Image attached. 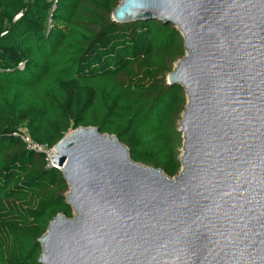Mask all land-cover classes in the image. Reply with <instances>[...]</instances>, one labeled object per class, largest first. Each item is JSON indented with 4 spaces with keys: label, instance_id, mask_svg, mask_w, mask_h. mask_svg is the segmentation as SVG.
I'll list each match as a JSON object with an SVG mask.
<instances>
[{
    "label": "water",
    "instance_id": "water-1",
    "mask_svg": "<svg viewBox=\"0 0 264 264\" xmlns=\"http://www.w3.org/2000/svg\"><path fill=\"white\" fill-rule=\"evenodd\" d=\"M118 23L161 20L186 53L168 83L186 91L181 169L135 162L98 127L52 157L73 216L39 238V264H264V0H121Z\"/></svg>",
    "mask_w": 264,
    "mask_h": 264
},
{
    "label": "trees",
    "instance_id": "trees-1",
    "mask_svg": "<svg viewBox=\"0 0 264 264\" xmlns=\"http://www.w3.org/2000/svg\"><path fill=\"white\" fill-rule=\"evenodd\" d=\"M121 0H0V264H39V238L73 216L60 169L19 133L54 147L95 126L131 158L175 177L186 91L166 78L186 53L169 22L118 23Z\"/></svg>",
    "mask_w": 264,
    "mask_h": 264
},
{
    "label": "built area",
    "instance_id": "built-area-1",
    "mask_svg": "<svg viewBox=\"0 0 264 264\" xmlns=\"http://www.w3.org/2000/svg\"><path fill=\"white\" fill-rule=\"evenodd\" d=\"M19 136L27 149L44 154L47 167L58 168L52 157L53 152H55V146L49 147L48 145L35 140L30 136L27 130H22L19 133Z\"/></svg>",
    "mask_w": 264,
    "mask_h": 264
},
{
    "label": "rangeland",
    "instance_id": "rangeland-1",
    "mask_svg": "<svg viewBox=\"0 0 264 264\" xmlns=\"http://www.w3.org/2000/svg\"><path fill=\"white\" fill-rule=\"evenodd\" d=\"M176 63H177V62H176ZM176 63H175V65H176ZM175 65H174V66H175ZM166 80H167V82H168V76H167ZM182 116H183V113L181 114V116H180V118H179V122H178V124L181 123ZM24 130H26V129H24Z\"/></svg>",
    "mask_w": 264,
    "mask_h": 264
}]
</instances>
